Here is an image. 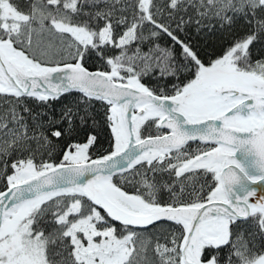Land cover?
<instances>
[{
	"label": "snow or ice",
	"instance_id": "obj_1",
	"mask_svg": "<svg viewBox=\"0 0 264 264\" xmlns=\"http://www.w3.org/2000/svg\"><path fill=\"white\" fill-rule=\"evenodd\" d=\"M256 184L264 0H0V264H264Z\"/></svg>",
	"mask_w": 264,
	"mask_h": 264
},
{
	"label": "trees",
	"instance_id": "obj_2",
	"mask_svg": "<svg viewBox=\"0 0 264 264\" xmlns=\"http://www.w3.org/2000/svg\"><path fill=\"white\" fill-rule=\"evenodd\" d=\"M226 34L217 32L215 34L209 33L207 35H202L198 37V43L201 45L202 48H204L208 52L218 51L224 43H226L227 39H229ZM260 45H257L256 49L254 51H259ZM78 96V94H69L64 97H62L59 101L53 102L51 108H43L41 106L32 104L34 111H48L51 113V111L55 110L57 114H59V111L62 107L65 105H71L74 99ZM94 110L96 115V119L100 121L99 127L96 129L98 132V143L96 147L92 150L95 155H99L102 152H105L107 150H110V133L104 127L103 125V109L101 108L100 104L97 103L94 105ZM191 147L194 149L197 147L196 143H192ZM58 159V157H57Z\"/></svg>",
	"mask_w": 264,
	"mask_h": 264
},
{
	"label": "water",
	"instance_id": "obj_3",
	"mask_svg": "<svg viewBox=\"0 0 264 264\" xmlns=\"http://www.w3.org/2000/svg\"><path fill=\"white\" fill-rule=\"evenodd\" d=\"M257 191V197L264 195V184L252 185Z\"/></svg>",
	"mask_w": 264,
	"mask_h": 264
}]
</instances>
